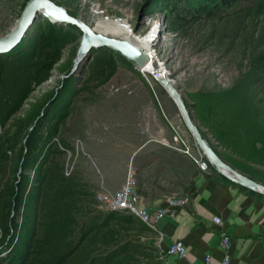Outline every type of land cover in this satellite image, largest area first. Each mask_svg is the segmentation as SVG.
I'll use <instances>...</instances> for the list:
<instances>
[{
    "label": "rangeland",
    "instance_id": "obj_1",
    "mask_svg": "<svg viewBox=\"0 0 264 264\" xmlns=\"http://www.w3.org/2000/svg\"><path fill=\"white\" fill-rule=\"evenodd\" d=\"M21 1L0 0V36L11 29ZM59 1L61 6L84 20L95 32L110 37L129 39L135 43L139 36L155 30L156 39L150 45L155 54V71L161 68L166 70L174 87L188 102L192 99L188 94L195 91L230 87L242 76L244 69L239 68L246 66L238 67L234 61L237 57L245 63L243 53H239L237 47L234 49L231 46L226 50L215 41L203 42L200 35L208 36L207 22H177L160 10L157 0ZM241 5L246 3H240L225 12L231 13ZM191 6L187 5L186 8ZM260 18L257 20L258 26L262 25L263 18L261 21ZM49 22L40 15L19 49L30 45L38 27ZM112 22L126 25L132 33L128 35L124 30H113V25H108ZM52 23L68 31V43L48 78L32 90L18 113L4 125L0 124V135L6 131L12 135L16 123H28L25 131L36 128L43 135L49 121L66 113L59 125V132L51 139L63 152L61 161L65 173H78L81 181L92 185L96 194L102 196L116 193L123 185L133 186L134 179L141 203L143 198L153 199V195L149 191L143 193L142 188L146 183L148 185V174L159 166L157 157H176L172 152L176 151L184 171L191 170L192 161L191 164H195L199 171L215 173V168L185 126L176 104L156 81L155 71L153 74L143 73L133 62L108 48L93 49L87 61L73 68L81 34L74 26ZM223 23L224 19H221L216 26ZM259 33L255 30L253 36ZM261 33L264 34V27ZM140 45L146 50V46ZM96 56L107 68L101 74L88 78V62ZM248 91L255 92L257 99V88L249 87ZM258 106L264 110V103ZM188 112L190 115L191 106ZM40 143H37L38 147ZM18 148L19 145L7 154V172L11 181L19 182L22 177L26 180L20 209L13 213L17 214V229L12 235L16 234L15 239L21 243L37 213L34 196L38 186L36 169L41 157L34 161L32 153L31 160V153L25 149L18 159ZM45 149H42L41 154ZM226 153L231 156V152ZM232 157L236 161L241 160L238 156ZM197 161L206 162L208 168L200 169ZM242 163L251 170L250 173L264 179V165L245 160ZM181 177H184L183 172ZM182 191L169 196L182 197ZM3 259H7V252L0 253V263Z\"/></svg>",
    "mask_w": 264,
    "mask_h": 264
},
{
    "label": "trees",
    "instance_id": "obj_2",
    "mask_svg": "<svg viewBox=\"0 0 264 264\" xmlns=\"http://www.w3.org/2000/svg\"><path fill=\"white\" fill-rule=\"evenodd\" d=\"M26 1H21L15 19ZM52 1L61 5L59 0ZM157 3L165 15L177 22H207L208 36L200 35L203 42L215 41L226 50L234 46L243 53L245 63L234 58L238 67L246 65L239 68L244 71L234 84L225 89L195 91L188 94L192 96L190 102L182 99L188 109L191 106V119L217 156L264 184L262 177L250 173L242 163L245 160L264 165V110L258 106L264 103V34L261 33L264 0H157ZM240 3L246 5L225 12ZM186 4H191V8H186ZM260 16L261 28L257 23ZM221 19L224 23L216 26ZM255 30L260 31L256 37ZM67 33L63 27L49 22L38 27L30 45L19 49L20 43L9 54L0 55L1 125L18 113L32 90L48 78L68 43ZM88 67V78L107 68L97 56L90 59ZM249 87L258 89L257 99L255 92L248 91ZM65 115L61 113L49 121L43 135L36 128L25 131L28 123H16L12 135H8L9 131L0 135V253L7 252V259L0 264H162V253L149 244L153 234L149 226L124 210L105 209L92 185L81 181L78 173H65L63 152L51 141ZM18 145V159L25 149L31 153V160L32 153L34 161L41 157L34 196L37 213L21 243L15 239L16 234L12 235L17 229V214L13 213L20 209L26 180L22 177L19 182L11 181L7 172V154ZM42 149L45 150L41 154ZM172 152L176 157H157L159 166L148 174L150 179L142 188L143 193L149 191L155 198L156 193L169 196L186 189L191 170L184 171L180 155ZM232 156L241 160L236 161ZM218 176L264 202V195Z\"/></svg>",
    "mask_w": 264,
    "mask_h": 264
},
{
    "label": "crops",
    "instance_id": "obj_3",
    "mask_svg": "<svg viewBox=\"0 0 264 264\" xmlns=\"http://www.w3.org/2000/svg\"><path fill=\"white\" fill-rule=\"evenodd\" d=\"M214 172H201L196 166L194 170L191 164L182 207L170 206L167 200L171 196L143 198L142 204L151 211L168 209L149 237V244L162 253V264H203L207 255L212 263H218L223 232L231 240L229 264H264V202L229 185ZM175 240L185 246V258L167 254Z\"/></svg>",
    "mask_w": 264,
    "mask_h": 264
},
{
    "label": "water",
    "instance_id": "obj_4",
    "mask_svg": "<svg viewBox=\"0 0 264 264\" xmlns=\"http://www.w3.org/2000/svg\"><path fill=\"white\" fill-rule=\"evenodd\" d=\"M40 15L46 17V19L51 22L74 26L81 34L73 68L77 67L82 61H87L91 55V51L96 48H108L116 51L129 61L133 62L138 68H143L144 65L151 59L150 55L146 51L131 42L129 39L110 37L105 34L95 32L84 20L71 15L66 8L56 4L52 0H27L25 2L11 29L5 35L0 36V55L9 54L13 49H15L23 41V39H25L30 27L40 17ZM154 35L156 37V33ZM156 73L154 74L156 81L164 87L173 102L176 104L185 126L195 138L197 144L215 170L237 185L264 195L263 184L238 172L217 156L198 131L189 115L188 108L186 107L180 93L174 87L173 81L165 73L160 75V69L156 71Z\"/></svg>",
    "mask_w": 264,
    "mask_h": 264
},
{
    "label": "built area",
    "instance_id": "obj_5",
    "mask_svg": "<svg viewBox=\"0 0 264 264\" xmlns=\"http://www.w3.org/2000/svg\"><path fill=\"white\" fill-rule=\"evenodd\" d=\"M200 169H207L206 162L197 161ZM133 186L126 185L122 186L120 190L110 196L97 195V199L101 201L102 206L108 210H124L138 217L142 222L149 226L152 230L156 229V223L162 219L168 212L167 208L159 207L158 209L151 211L147 209L139 200L138 193L135 188V181L132 179ZM170 206L182 207L186 203L184 197H171L167 200ZM215 221H218L216 219ZM219 247L222 252V256L218 263L215 264H229L230 263V249L231 240L226 232L221 233ZM167 254L175 256L177 258H185L187 251L185 246L180 240L173 241L168 249ZM203 264H214L212 263L209 255L205 256Z\"/></svg>",
    "mask_w": 264,
    "mask_h": 264
},
{
    "label": "bare ground",
    "instance_id": "obj_6",
    "mask_svg": "<svg viewBox=\"0 0 264 264\" xmlns=\"http://www.w3.org/2000/svg\"><path fill=\"white\" fill-rule=\"evenodd\" d=\"M108 25H113V26H111V28L113 30L117 31V32L120 31V30H124L126 32V34H128V35H130L132 33L131 30L126 27V25H123V24H120V23H115V22L108 23ZM154 34H155V30H152L147 35H141V36H139V40L137 42H135V44H137L140 47H141L140 43L142 45L146 46L147 47L146 50L143 47H141V48L144 51H146L149 55L151 54L150 55V58L152 56V58L144 65L143 68L142 67L141 68H138L143 73H146L147 72V73L153 74V71H155V67H154V64H153L155 54H154V52L150 48V45H152L153 42H154V40L156 39V37H155ZM155 73H156V71H155ZM163 73L167 74V71L161 68L160 75L163 74Z\"/></svg>",
    "mask_w": 264,
    "mask_h": 264
}]
</instances>
